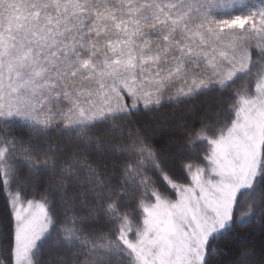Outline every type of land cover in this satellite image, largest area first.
Instances as JSON below:
<instances>
[{
  "label": "snow or ice",
  "instance_id": "obj_1",
  "mask_svg": "<svg viewBox=\"0 0 264 264\" xmlns=\"http://www.w3.org/2000/svg\"><path fill=\"white\" fill-rule=\"evenodd\" d=\"M0 195V264H219L264 221V0H0Z\"/></svg>",
  "mask_w": 264,
  "mask_h": 264
},
{
  "label": "trees",
  "instance_id": "obj_2",
  "mask_svg": "<svg viewBox=\"0 0 264 264\" xmlns=\"http://www.w3.org/2000/svg\"><path fill=\"white\" fill-rule=\"evenodd\" d=\"M190 103L198 112H203L206 105H210L213 108L218 107L215 94L212 96H201ZM187 107L188 106L185 105V109ZM165 111L171 112L173 110L166 109ZM138 119L141 121L149 120L147 116H141ZM10 211L4 195H0V246H5L7 243V233L11 220ZM262 224H264V221H262L258 215L255 218L245 217L240 220L235 230L219 241V247L222 254L215 258L219 264H230L232 252L239 246V243L242 240L251 241L257 246V250H259L260 245L264 244V240H261L260 232ZM255 259L259 260V255H257Z\"/></svg>",
  "mask_w": 264,
  "mask_h": 264
}]
</instances>
